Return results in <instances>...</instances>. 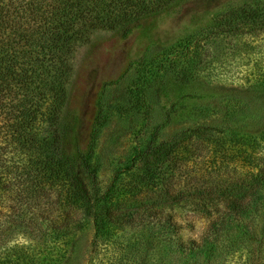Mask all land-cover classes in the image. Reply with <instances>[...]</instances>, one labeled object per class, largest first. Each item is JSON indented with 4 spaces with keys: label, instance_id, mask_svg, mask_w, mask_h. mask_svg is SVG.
Listing matches in <instances>:
<instances>
[{
    "label": "trees",
    "instance_id": "16d2710c",
    "mask_svg": "<svg viewBox=\"0 0 264 264\" xmlns=\"http://www.w3.org/2000/svg\"><path fill=\"white\" fill-rule=\"evenodd\" d=\"M191 1L204 0H0V204L18 207L22 200L30 204L43 196L50 206L44 218L48 241L91 221L94 249L109 242L111 231L147 224L180 251L204 254L209 235L227 232L234 217L248 216L262 200L264 132L240 134L196 124L166 139L158 134L180 117L200 114L183 103L184 87L195 77L196 46L212 37L264 34V0H230L214 11L206 8L205 24L186 31L159 56L143 54L128 63L126 70H137L128 104L130 113L143 115L142 127L153 114L146 100L150 89L168 102L163 120L135 149L130 165L104 189L97 182L95 155L110 117L126 112L103 100L105 88L118 80L103 83L84 138L79 114L68 108L77 46L101 31L126 39ZM256 87L264 89V74ZM203 152L208 176L187 171L189 165L199 166ZM174 207L213 217L210 234L200 242L181 240ZM263 238L256 237L258 255Z\"/></svg>",
    "mask_w": 264,
    "mask_h": 264
},
{
    "label": "rangeland",
    "instance_id": "374dc122",
    "mask_svg": "<svg viewBox=\"0 0 264 264\" xmlns=\"http://www.w3.org/2000/svg\"><path fill=\"white\" fill-rule=\"evenodd\" d=\"M228 1H191L126 39L101 31L76 47L71 57L68 108L81 118V137L89 131L104 82L118 80L105 88L103 100L109 107L119 105L126 111L113 114L100 133L95 155L100 188H106L118 170L130 165L135 149L163 120V105L168 102L150 89L146 100L153 106V114L150 123L142 127L143 115L130 113L133 109L128 104V93L137 76V70H126L128 63L143 54L159 56L186 31L205 24L204 9L214 11ZM196 47L195 77L184 87L183 103L200 114L176 119L160 130L159 138L166 139L196 124L229 127L240 134L264 132V89L256 87L258 76L264 74L263 32L212 37ZM201 157L199 166L189 165L186 170L208 176L207 156L203 152ZM27 201L22 200L18 207L9 201L0 204V264H264V251L258 255L254 249L256 237H264V193L256 210L239 221L234 217L227 232L209 235L211 243L204 254L180 251L172 240L166 241L164 233L147 224L111 231L109 242L94 249L91 221L65 238L57 236L48 241L44 218L49 205L43 196L30 204ZM171 212L181 240L200 242L210 234L213 217L186 207H174Z\"/></svg>",
    "mask_w": 264,
    "mask_h": 264
}]
</instances>
